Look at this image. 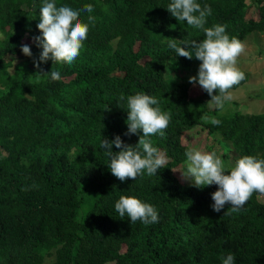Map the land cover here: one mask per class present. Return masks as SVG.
<instances>
[{"label": "trees", "instance_id": "obj_1", "mask_svg": "<svg viewBox=\"0 0 264 264\" xmlns=\"http://www.w3.org/2000/svg\"><path fill=\"white\" fill-rule=\"evenodd\" d=\"M196 2L212 9L205 27L227 25L226 34L241 42L253 32L264 37V0ZM43 3L0 0V264H44L52 255V264H222L229 253L234 264H264L262 194L239 212L226 204L217 213L216 185L197 189L174 172L186 161L187 132L199 127L219 133L231 155L264 158V111L205 123L211 97L181 77V67L191 70L197 59L176 57L166 39L200 42L203 31L177 22L167 11L171 0H55L57 7L93 5L79 16L87 39L71 65L48 60L36 68ZM41 70L59 71L61 79L37 78ZM241 71L245 79L230 91L248 81ZM140 92L170 113L164 137H150L168 163L156 175L121 182L100 141L138 143L142 132L125 135L126 98ZM121 196L151 204L158 222L122 219L114 207Z\"/></svg>", "mask_w": 264, "mask_h": 264}, {"label": "clouds", "instance_id": "obj_2", "mask_svg": "<svg viewBox=\"0 0 264 264\" xmlns=\"http://www.w3.org/2000/svg\"><path fill=\"white\" fill-rule=\"evenodd\" d=\"M81 11L92 13L94 7L91 4L84 5L82 9H73L68 5L57 7L55 0H44L37 24L40 35L33 37V42L42 51L39 60L34 62V67L39 68L40 64L48 60L53 64L69 65L75 61L84 47L89 30L88 24L79 20ZM167 11L177 22H186L188 26L203 31L205 38L200 42L166 40L176 57L191 60L194 55L201 61L197 76L190 77L188 82L194 86L198 84L211 97L208 102L210 106L223 110L225 102L232 98L230 89L245 79L244 72L237 67L238 58L245 51V44L226 34L227 25L205 27L207 17L212 14L209 5L202 7L196 0H171ZM88 20L94 23L95 17L90 15ZM3 38L0 33V39ZM20 50L25 56L32 55L27 44L22 45ZM36 77H50L52 81L61 79L60 72L54 70L47 73H42L41 70ZM126 99L128 131L125 135L142 132L138 143L134 147L125 145L119 136L111 142L102 138L100 141V148L109 159L111 174L121 182L126 179L135 181L145 173L153 176L159 169L166 167L168 157L153 146L150 137L158 134L163 138L171 119L170 113L162 112L159 100L153 96L140 92ZM120 100L124 101L125 97L121 95ZM202 118L214 126L221 123L212 116L204 115ZM113 145L121 150L113 153ZM185 155L184 165L174 172H179L182 181L190 182L197 189L216 185L217 190L211 194L214 202L211 208L214 212H221L226 204L230 205L227 211L239 212L253 193L264 195V158L244 155L236 159L234 164L226 165L215 151L204 152L190 147ZM114 207L119 216L122 219L127 217L131 224L137 221L145 225L158 222L157 210L135 197L121 196ZM221 260L222 264H234L235 257L229 253Z\"/></svg>", "mask_w": 264, "mask_h": 264}, {"label": "rangeland", "instance_id": "obj_3", "mask_svg": "<svg viewBox=\"0 0 264 264\" xmlns=\"http://www.w3.org/2000/svg\"><path fill=\"white\" fill-rule=\"evenodd\" d=\"M250 11L251 15L253 7ZM254 14L256 15V13ZM242 43L245 44V51L239 56L237 67L248 73V81L242 87L230 91L232 98L225 102L223 110L209 105L211 114L208 116H230L236 112L257 114L264 111V37L259 32H253ZM200 63L199 60L195 61L191 70L190 67H181L183 69L181 70V77L188 82L190 77L197 76ZM184 143L189 148L195 147L204 152L215 151L225 161L226 165H232L238 159V156L231 155L226 150L225 146L230 147V145L222 139L219 133L209 134L204 127L188 131ZM183 165L176 170H179ZM176 175L182 184H191L182 181L179 172H176ZM259 200L264 202V195ZM53 260V255L48 256L45 258L44 264H52Z\"/></svg>", "mask_w": 264, "mask_h": 264}]
</instances>
